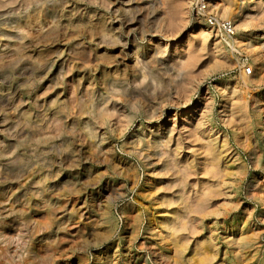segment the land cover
I'll list each match as a JSON object with an SVG mask.
<instances>
[{
	"label": "rangeland",
	"instance_id": "374dc122",
	"mask_svg": "<svg viewBox=\"0 0 264 264\" xmlns=\"http://www.w3.org/2000/svg\"><path fill=\"white\" fill-rule=\"evenodd\" d=\"M192 4L0 0V264H264V0L217 4L236 43L199 28ZM119 33L129 50L163 47L176 64L170 75L156 64L131 67L130 53L111 42ZM183 71L187 100L160 96ZM143 77L147 89L137 91ZM133 98L157 105L158 118L135 113L122 134L106 115L97 121L106 140L93 142V99L101 110L114 101L129 110ZM140 123L181 131L187 188L178 177L167 191L161 162L146 168L126 151Z\"/></svg>",
	"mask_w": 264,
	"mask_h": 264
},
{
	"label": "bare ground",
	"instance_id": "6f19581e",
	"mask_svg": "<svg viewBox=\"0 0 264 264\" xmlns=\"http://www.w3.org/2000/svg\"><path fill=\"white\" fill-rule=\"evenodd\" d=\"M93 1V0H92ZM126 1V0H125ZM153 1V0H152ZM166 2H168L169 0H165ZM191 1V0H190ZM229 1V0H228ZM56 2V1H55ZM141 3V2H140ZM153 4V3H152ZM151 4V5H152ZM175 4V3H174ZM173 4V5H174ZM110 5V4H109ZM115 5V4H114ZM163 5V4H162ZM172 5V7H173ZM147 6V5H146ZM161 6V5H160ZM169 6V5H168ZM176 8L177 5L175 4ZM175 6L173 7V9L175 8ZM181 6V5H180ZM217 6V5H216ZM126 7V6H125ZM171 7V6H170ZM168 7V8H170ZM179 7V4H178ZM79 8V7H78ZM159 8V6H158ZM163 8V7H162ZM167 8V9H168ZM172 9H170L171 12ZM176 10V9H175ZM174 10V11H175ZM159 11V10H158ZM173 11V12H174ZM179 11V10H178ZM139 12V11H138ZM161 12V10L159 11ZM142 13V12H141ZM165 13V12H164ZM168 13V12H167ZM175 13V12H174ZM223 16L224 17H229L230 16V8L229 6L223 8ZM145 14V13H144ZM173 14V13H172ZM177 14V13H176ZM150 15V14H149ZM119 16V15H118ZM123 16V15H121ZM137 16V14H136ZM173 16V15H172ZM151 17V16H150ZM178 18V16H176ZM131 19V18H130ZM135 19V18H134ZM137 19V18H136ZM157 19V18H156ZM119 20V19H118ZM138 20V19H137ZM176 20V19H175ZM126 21V20H125ZM129 21V20H127ZM143 21V20H142ZM253 21V20H252ZM110 22V21H109ZM137 22V21H136ZM176 22V21H175ZM179 22V21H177ZM176 22V23H177ZM115 23V22H114ZM120 23V21H119ZM128 23V22H127ZM143 23V22H142ZM157 23V22H156ZM155 23V24H156ZM132 24V23H131ZM179 24V23H178ZM154 25V24H153ZM166 25V23L164 24ZM116 26V25H115ZM121 26V25H120ZM127 26V25H126ZM205 26H207V24L205 25L204 21H202V25L199 26V28L204 29ZM114 27V26H113ZM144 27V26H143ZM167 27V26H166ZM165 27V28H166ZM176 27V26H175ZM117 28V27H115ZM153 28V27H152ZM180 28L179 25L177 27V29ZM118 29V28H117ZM124 29L126 30V28L124 27ZM170 29V28H169ZM171 30V29H170ZM199 30V29H198ZM206 30V29H204ZM118 31V30H117ZM123 32V31H122ZM126 32V31H125ZM150 32V31H149ZM153 32V31H152ZM167 32V31H166ZM94 34V33H93ZM240 34V33H239ZM91 35V34H90ZM114 41H111L112 44H120V46L122 48H126L127 50H129V46L128 45V41L126 39V41H123L121 33H119V35H114L112 36ZM225 37V42L227 43H233V42H238V37L235 34L234 37ZM135 38V37H134ZM97 39V38H96ZM125 39V38H124ZM90 40V39H89ZM102 40V39H100ZM109 40V39H108ZM137 40V39H136ZM189 41V40H188ZM154 42V41H153ZM105 43V42H104ZM191 43V42H190ZM89 44V43H88ZM100 44V43H99ZM107 44V43H106ZM152 45V42L150 41L149 44L143 48H140L139 44L137 42H135L132 46V48H130L129 51H127L126 49H124L127 53H130L128 62L130 64L131 67H137V66H141L142 68L146 67L148 64H156L162 75L165 76H169L170 75V71L175 67V61H166L164 59L163 53H164V49L163 47L161 48L160 51H156L155 48H151L150 46ZM248 45V44H247ZM97 46V45H96ZM103 46V45H102ZM187 46V44H186ZM84 47V46H83ZM114 47V46H113ZM179 48V47H178ZM106 49V46H105ZM120 49V47H119ZM177 49V48H176ZM222 49V48H221ZM178 50V49H177ZM124 52V51H123ZM173 52V51H172ZM192 53V52H191ZM120 54V53H119ZM195 55V54H194ZM124 57V56H122ZM196 57V56H195ZM124 59V58H122ZM182 60V59H181ZM113 61V60H112ZM117 61V60H116ZM122 62V61H121ZM120 62V63H121ZM104 63V62H103ZM181 63V62H180ZM101 65V64H100ZM123 65V64H122ZM185 65V64H184ZM183 66V65H182ZM244 66V65H242ZM250 70L251 72H253V65L250 63ZM109 67V66H108ZM246 68V67H245ZM243 69V68H242ZM185 70V69H184ZM248 72V71H247ZM82 73V72H81ZM87 73V72H86ZM128 73V72H127ZM246 73V72H245ZM97 74V73H96ZM251 74V73H249ZM192 75V74H191ZM176 76V75H175ZM178 76V75H177ZM190 72H182V75L180 76L179 79L174 81V88L171 89H166V88H160V96L165 97L166 99H171L172 97V93H175L176 95L179 96V98H183L184 101L187 100V97H189V94L187 93L189 91L190 88ZM144 78L139 80V82H136V85H134V88H136L137 91L145 88L147 89V86L145 84ZM198 78V77H197ZM247 76L244 77V80L246 81ZM100 83V82H99ZM153 84V83H151ZM102 85V84H101ZM157 85V84H155ZM196 87V86H195ZM252 87V86H251ZM250 87V88H251ZM110 88V87H109ZM193 88V87H192ZM191 88V89H192ZM249 88V87H247ZM101 89V88H99ZM125 90L130 89L129 87L124 88ZM150 89V88H149ZM159 89V88H158ZM195 89V88H194ZM193 89V90H194ZM96 90V89H95ZM112 91L115 92H120L119 88H111ZM191 91V90H190ZM103 93V92H102ZM121 93V92H120ZM151 93V92H150ZM127 95V94H126ZM174 95V94H173ZM194 95V94H193ZM125 96V95H124ZM128 96V95H127ZM122 97V96H121ZM176 97V96H175ZM124 98V97H123ZM152 98V97H151ZM140 99V98H139ZM139 99L133 98L131 100V104H130V108L129 110H127L125 104L123 103H116L115 101L112 102L110 105V107H106L103 108L102 110L99 108V104L97 101H95V99H93V104H92V125L90 128V134L91 137L93 138V142L94 140H99V144H101V142H103L104 140H106V138L104 137V133H99L97 132V128H98V120H104L105 116L107 115L109 118L111 117L112 120L116 123L120 125L122 134H124L125 130H127V127L129 125H131L132 119L134 118V114L138 113L139 116H141L145 121L147 122H151L154 121L155 119L158 118V109H157V105L156 108H149V109H144L141 106V103H139ZM154 99V98H153ZM157 100V99H156ZM182 100V99H181ZM189 100V99H188ZM257 100V99H256ZM155 101V100H154ZM174 102V100H173ZM106 103V102H105ZM170 103V101H169ZM175 104V103H174ZM91 105V104H90ZM109 106V105H108ZM160 110V109H159ZM164 110V108L162 109ZM191 117V116H190ZM70 119V118H69ZM186 119V118H185ZM138 123V122H137ZM193 123V122H192ZM149 124V123H148ZM101 125V124H100ZM148 126V125H147ZM146 125H144L143 123H140L138 125V128L135 130V132L133 133V135L130 137L129 136V146L126 149V151L130 154H133L134 156H136L138 158V160L144 165V167L146 168H157L159 166H163L164 168V173H165V179L162 181L163 183H165L164 187L167 191L170 192L171 187H172V182L175 180H178V177H183L182 179V183H183V187L187 188L188 183H187V179L188 176L190 175V173L188 172V170L190 169L187 164H186V160L184 159V154L181 155V153H179V150H181L182 148H184L185 144L183 143L182 140V133L181 131H177L176 132V126L175 123L172 126L169 125H165L162 128H155V129H149ZM131 127V126H130ZM100 128V126H99ZM182 129H186V133L188 134V138L191 136L192 131H193V126L192 124H190L189 122H186V120H182ZM78 131V130H77ZM76 131V132H77ZM128 133V132H127ZM184 133V132H183ZM101 134V135H100ZM129 134V133H128ZM174 135H177L176 138ZM71 138V137H70ZM203 139V138H202ZM117 140V139H116ZM187 140V139H186ZM190 144V143H189ZM172 145H175L174 149L172 150ZM227 145V143L225 144V146ZM200 147V146H199ZM206 149V148H205ZM185 152V151H184ZM118 153V152H117ZM187 154V153H186ZM164 155V156H163ZM106 157V156H105ZM126 157V156H125ZM94 161V160H93ZM130 161V160H129ZM162 163L161 165L159 163ZM113 163V162H112ZM121 163V162H120ZM119 165V164H118ZM121 165V164H120ZM209 166V165H208ZM121 169V168H120ZM140 170V169H139ZM73 171V170H72ZM215 172V171H213ZM248 172V171H247ZM262 172V171H261ZM260 172V173H261ZM144 176V175H143ZM261 177V176H260ZM61 178V177H60ZM226 179V178H225ZM31 180V179H30ZM201 180V178H200ZM124 181V180H123ZM160 182V181H159ZM237 182V181H236ZM13 184V183H12ZM194 184L196 185V182L194 181ZM220 184V183H219ZM91 185V184H90ZM145 187V186H144ZM80 188V187H79ZM109 188V187H108ZM123 191V190H122ZM108 192V191H107ZM166 192V193H169ZM85 193V192H84ZM86 194V193H85ZM170 194V193H169ZM17 195V194H16ZM216 196V195H215ZM207 195H203L201 200L196 204V209H201L202 207H204L205 201ZM100 198V197H99ZM218 199V198H217ZM218 201V200H217ZM173 203H175L174 200H170L168 202V205H172ZM147 204V203H146ZM103 206V205H102ZM96 207V206H95ZM188 203L186 200H182L181 204H180V210H185L188 209ZM54 210H56V208H54ZM142 210V209H141ZM193 210V209H192ZM191 211V210H190ZM142 213V212H141ZM144 216V215H143ZM164 217V216H163ZM165 221H168L169 218H164ZM177 220H180V217H178ZM242 220V219H241ZM224 222V221H223ZM143 223V222H142ZM235 223V222H234ZM237 224V223H236ZM118 227V226H117ZM116 227V228H117ZM141 228V227H140ZM171 231V226H167L166 227V232H170ZM236 231V230H235ZM102 232V231H101ZM101 234V233H100ZM14 235V234H13ZM114 235V234H113ZM154 234H152L153 236ZM112 237V236H111ZM190 237V236H189ZM93 240V239H92ZM104 244V243H103ZM163 244V243H162ZM241 244H243V241L241 242ZM102 245V244H101ZM100 245V246H101ZM81 246V245H80ZM92 249V248H91ZM99 250V249H98ZM95 251V250H94ZM93 252V251H92ZM103 253L100 251V253L97 254L96 258L100 259L102 257ZM4 258V257H3ZM121 261V260H120ZM9 262V261H8ZM87 263V262H86Z\"/></svg>",
	"mask_w": 264,
	"mask_h": 264
},
{
	"label": "built area",
	"instance_id": "2783aa9c",
	"mask_svg": "<svg viewBox=\"0 0 264 264\" xmlns=\"http://www.w3.org/2000/svg\"><path fill=\"white\" fill-rule=\"evenodd\" d=\"M220 0H193L192 12L198 18L202 19L210 29H216L227 37L234 33V26L229 20L219 19L217 17L216 5Z\"/></svg>",
	"mask_w": 264,
	"mask_h": 264
}]
</instances>
